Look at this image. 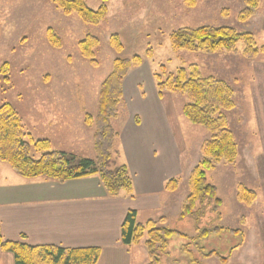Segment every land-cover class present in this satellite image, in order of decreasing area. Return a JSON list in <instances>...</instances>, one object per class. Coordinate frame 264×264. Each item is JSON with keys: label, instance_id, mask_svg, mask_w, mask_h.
<instances>
[{"label": "rangeland", "instance_id": "rangeland-1", "mask_svg": "<svg viewBox=\"0 0 264 264\" xmlns=\"http://www.w3.org/2000/svg\"><path fill=\"white\" fill-rule=\"evenodd\" d=\"M86 2L92 9L102 3ZM244 8L243 0H109L106 17L92 25L76 12L65 14L49 0H0V77L4 76L2 65L9 64V80L0 82V105L10 103L19 112L35 158L44 153L34 148L41 139L50 141V151L97 158L98 125L94 122L90 126L86 114L97 115L101 84L116 58L140 55L145 79L135 85L136 94L130 91L126 96L123 82L137 66L123 79L119 114L111 119L118 133L110 148L113 168L120 164L121 132L132 115L127 99H137L139 93L143 98L161 99L154 75L163 73L162 66L168 75L193 64L202 75L223 79L233 88L235 108L226 115L238 155L233 163L221 161L206 169V184L214 187L215 195L203 193L186 216L182 210L190 194L191 172L202 160L201 146L211 132L184 115L186 94L163 93L183 162L189 160L192 168L182 188H177V215L163 216L158 223V227L177 233L163 235L164 241L156 242L157 264H264V56L244 57L241 41L235 52H207L175 50L170 40L171 33L183 27L231 26L240 32H253L261 45L264 24L259 23L260 17L254 18L259 9L250 20L241 22L239 14ZM114 33L124 44L122 52L111 45ZM88 34L100 38L95 50L97 67L80 51L79 42ZM134 119L138 122L137 114ZM242 185L255 192L251 203L240 199ZM138 220L144 219L140 216ZM147 238L133 249L138 253L139 245L145 247L151 263ZM212 251L216 253L210 255Z\"/></svg>", "mask_w": 264, "mask_h": 264}, {"label": "trees", "instance_id": "trees-1", "mask_svg": "<svg viewBox=\"0 0 264 264\" xmlns=\"http://www.w3.org/2000/svg\"><path fill=\"white\" fill-rule=\"evenodd\" d=\"M63 9L65 14L76 12L84 22L97 25L107 14V2L97 9H92L86 0H49ZM245 8L239 14L241 22H247L257 12L261 0H243ZM55 39V38H54ZM172 47L175 50L217 52L219 50L237 51V44L244 43L243 56L254 58L264 56V43L259 45L253 32H240L231 26L203 25L197 28L183 27L170 35ZM114 50L122 52L124 44L118 33L110 38ZM52 44L56 45L55 41ZM100 45V38L95 34H88L79 42L82 55L97 67L96 49ZM142 57L116 58L111 73L101 84L99 110L95 117L86 114V122L93 126L97 122L96 151L97 158L79 157L61 150H48L50 141L41 139L35 142L34 148L44 153L35 158L31 155L30 142L25 139L23 123L19 112L10 104L0 105V161L8 163L20 175L25 177H47L58 182L69 179L97 175L108 195L119 196L121 193L133 195L132 176L125 164L111 166L110 148L118 133L111 124V119L119 114V104L123 98L122 82L132 67H138ZM161 69H164L162 66ZM156 73L155 80L158 95L162 98L166 91L182 92L188 101L183 107L184 115L194 124L204 126L211 132L210 139L201 146L202 160L191 172L189 187L190 194L184 202L182 215L189 214L195 202L204 193L215 195L214 187L207 185L206 169L214 167L221 161L233 163L238 155V144L234 132L229 126L227 111L235 108L233 88L223 79L215 76H204L196 65L181 67L176 73L165 75ZM0 82L9 80V64L4 63L1 68ZM95 119V120H94ZM179 187V178H171L166 184V190L173 192ZM240 199L251 203L255 192L240 186ZM162 219H149L145 222L137 220V212H127L122 224V242L125 245L137 244L146 235L145 244L149 250L150 264L158 263L155 254V244L164 241L163 235L177 233L158 227ZM0 248L11 252L15 264H97L101 254L100 247L69 248L60 245L32 246L21 242L7 241L3 238L0 223ZM216 252L212 251L210 255Z\"/></svg>", "mask_w": 264, "mask_h": 264}, {"label": "crops", "instance_id": "crops-1", "mask_svg": "<svg viewBox=\"0 0 264 264\" xmlns=\"http://www.w3.org/2000/svg\"><path fill=\"white\" fill-rule=\"evenodd\" d=\"M261 1L254 18L260 17L264 24ZM144 73L140 66L130 71L123 82L125 96L130 91L136 94L135 85L145 79ZM145 97L139 93L137 99H127L132 115L122 129L117 156L132 176L133 195H108L97 175L58 182L22 176L0 161V223L5 240L32 246L100 247L97 264H150L145 247L138 244L136 253L134 244L122 242L125 216L135 210L137 220L141 216L145 222L177 215L178 191L166 190L165 184L180 178L181 189L192 164L183 162L163 99ZM0 264H15L14 255L0 248Z\"/></svg>", "mask_w": 264, "mask_h": 264}]
</instances>
